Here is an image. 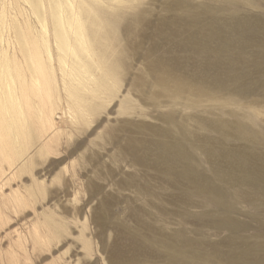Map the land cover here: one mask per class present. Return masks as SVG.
Listing matches in <instances>:
<instances>
[{
	"label": "rangeland",
	"instance_id": "374dc122",
	"mask_svg": "<svg viewBox=\"0 0 264 264\" xmlns=\"http://www.w3.org/2000/svg\"><path fill=\"white\" fill-rule=\"evenodd\" d=\"M84 1L102 24L94 29L87 18L88 74L72 77V57L65 58L71 70L61 71L48 0L45 33L24 0H0V49L11 75L21 81L14 60H23L11 24L25 33L29 26L45 67L31 98L41 108L52 102L57 118L42 134L30 102L17 110L19 156L0 155V264H219L220 251L228 261L238 249L215 226L214 192H202L205 181L214 184L218 115L231 121L233 111L264 133V103L241 110L234 97L217 98L213 71L202 75L205 63L232 59L234 0ZM235 1L264 12V0ZM170 142L183 146L189 177L156 160ZM252 234L242 232L246 240Z\"/></svg>",
	"mask_w": 264,
	"mask_h": 264
},
{
	"label": "bare ground",
	"instance_id": "6f19581e",
	"mask_svg": "<svg viewBox=\"0 0 264 264\" xmlns=\"http://www.w3.org/2000/svg\"><path fill=\"white\" fill-rule=\"evenodd\" d=\"M24 2L32 8V14L41 25V32H47V27L42 19L44 6L42 0H24ZM235 2L234 0L235 5L232 3L236 8L235 13H233L235 16L233 23H230L232 24L230 31L232 59L205 63V66L202 67V75L207 77L209 72L213 71L218 76V80L214 81L215 85L211 84L213 87H217V98L234 97L235 100L232 99L230 102L239 105L241 110L247 107L253 109L254 106L264 103V12H261L259 7H256L258 10L255 11L252 7L255 6V3L252 2L251 5H248L254 11L250 7V9L245 10L244 14H241L242 9H244L241 7H245L246 2L244 1V5H242L243 1L240 4ZM248 5L246 4V6ZM47 8L51 18L55 44L60 53L58 60L61 71L64 74V70H71L65 59L70 56L75 60L71 76H76L74 70L78 74H88V69L83 63L81 55L89 54L85 35L87 18L92 17L94 29L99 28L102 24L95 9L91 5L88 6L84 0H48ZM94 17H96L95 20ZM232 17H230L231 20ZM11 25L23 60H14L15 72L21 70L18 74V77L21 76V81L16 83L8 67L12 60L7 58L6 49H0V62H5L4 67L9 70V74L6 72V75L4 72H0V115L2 114L0 116V155L7 160H10V153H13L15 157L19 156V152L15 151L17 147L13 148L17 138L14 137L16 133L14 134L12 128H17L16 121L21 120L17 110L22 108L23 102L28 101L30 105H33L38 128L42 134L54 131V120L57 119L52 102L48 103L45 108H41L31 98L32 95L38 97L40 91L39 81L35 74L43 73L45 68L43 67L44 56L36 49L35 34L29 26L25 33L23 29L16 28V25L14 27V23ZM43 41L46 43L45 39ZM219 42L222 45V37L219 38ZM196 53L198 55L200 52L197 51ZM47 57L48 60H51L49 52ZM22 70H25L26 74L23 75ZM3 78L5 82L1 81ZM200 81H205V79ZM32 89H36L38 96ZM208 95L204 94L201 97H209L210 95ZM5 99L12 101L10 106L3 103ZM218 106L217 109L220 111L225 107L221 104ZM11 110L16 111V115L14 114L11 122L6 121V115ZM254 111L256 112V110ZM227 113L231 121L219 119V115L217 119L216 132L219 137L215 154L214 184L211 181L203 183L204 187L213 188H210L212 191L209 188L202 190V192H214L213 202L216 205L214 208H217L218 213L215 226L221 230H227L232 237L231 240L233 239L234 248L238 249L237 252H234V249L230 251L227 247L231 253L230 259L227 257L228 261H226L225 254H221V251L218 259L221 264H264V133L261 131L259 133L258 130L236 120L238 114L235 112L227 111ZM261 123L264 124L263 121ZM8 128L10 129L7 130ZM262 130L264 132L263 127ZM225 138H232L234 142L226 145ZM161 144L158 143V146L161 147L163 145ZM168 144L158 149V152L163 150L165 156L161 154L155 159L158 160V163H164L169 171L179 169L184 176L189 177L193 171L190 162L184 161L183 146L178 143L171 144V142ZM194 188H200V183L195 182ZM239 203H245L249 209L245 211L239 209L237 207ZM237 215L243 216L247 221H241L237 217L236 219L235 216ZM218 228L217 230H219ZM246 230L254 232L252 234L253 239L255 238L254 241L251 235L247 240L245 237L243 238L242 232H247ZM224 239L226 240V238ZM227 240L230 241V238L228 237ZM224 243L226 242L224 241ZM227 243L226 245H229V242Z\"/></svg>",
	"mask_w": 264,
	"mask_h": 264
}]
</instances>
